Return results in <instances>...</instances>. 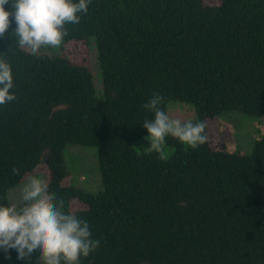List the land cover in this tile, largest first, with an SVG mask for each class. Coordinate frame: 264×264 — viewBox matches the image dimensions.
Instances as JSON below:
<instances>
[{
  "label": "trees",
  "instance_id": "1",
  "mask_svg": "<svg viewBox=\"0 0 264 264\" xmlns=\"http://www.w3.org/2000/svg\"><path fill=\"white\" fill-rule=\"evenodd\" d=\"M79 15L61 46L95 49L99 96L86 67L20 49L14 21L0 38L16 96L0 105V204L45 164L49 191L65 212L70 200L83 203L72 213L100 241L80 264H264V137L248 154L214 150L208 139L192 149L171 136L168 157L136 148L153 118L142 106L157 93L165 110L192 104L194 122L264 116V0H91ZM68 145L95 150L101 190L62 185ZM0 264L25 261L0 249ZM27 264H40L39 253Z\"/></svg>",
  "mask_w": 264,
  "mask_h": 264
},
{
  "label": "clouds",
  "instance_id": "2",
  "mask_svg": "<svg viewBox=\"0 0 264 264\" xmlns=\"http://www.w3.org/2000/svg\"><path fill=\"white\" fill-rule=\"evenodd\" d=\"M91 0H0V38L10 25L20 49L36 54L41 48H59L68 35L66 25L79 24L87 14ZM5 5L9 10H5ZM11 18V19H10ZM9 50V49H8ZM11 64L0 56V105L16 99ZM164 97L154 94L142 107L153 114L141 127L150 151H162L165 138L171 136L197 149L207 142L204 121L166 111ZM13 173L19 171L13 168ZM100 241L92 238L89 224L72 212H65L64 201L49 191L44 179L31 175L19 189L18 199L0 204V249L16 252L25 264L39 253L40 264H80L97 250Z\"/></svg>",
  "mask_w": 264,
  "mask_h": 264
},
{
  "label": "rangeland",
  "instance_id": "3",
  "mask_svg": "<svg viewBox=\"0 0 264 264\" xmlns=\"http://www.w3.org/2000/svg\"><path fill=\"white\" fill-rule=\"evenodd\" d=\"M218 2L219 0H202L204 6H215ZM61 47V49L50 48L53 53H47L45 49H40L37 54H63L71 64L86 67L91 72L96 95H101V78L99 77L97 66L95 67V49L90 44L86 46L81 41H70ZM168 110L174 114L180 113L185 117L195 119V111L192 104L170 101L166 106V111ZM206 125L209 144L214 150L222 148L223 151L229 153L248 154L254 141L264 137V116L250 117L238 112H226L206 120ZM146 136L136 145L137 150L141 153L150 151L147 148L149 142L145 139ZM161 152L164 157H168L170 155V148L163 146ZM63 153L69 176L63 180L62 185H66L72 181L77 187L92 193L101 190L102 187L98 174L97 161L95 159V150L93 148L68 145ZM177 157L185 159L181 151L178 152ZM32 175L45 181L49 180V171L45 164L34 170ZM28 176H31V174L25 175L24 179L15 187L7 189L8 203L18 199L19 189ZM69 206L72 212L84 209V204L77 199L70 200Z\"/></svg>",
  "mask_w": 264,
  "mask_h": 264
}]
</instances>
